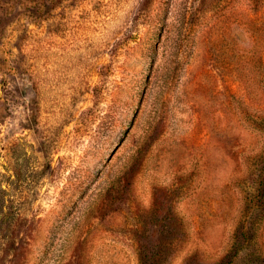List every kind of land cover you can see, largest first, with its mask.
Instances as JSON below:
<instances>
[{
  "label": "rangeland",
  "instance_id": "rangeland-1",
  "mask_svg": "<svg viewBox=\"0 0 264 264\" xmlns=\"http://www.w3.org/2000/svg\"><path fill=\"white\" fill-rule=\"evenodd\" d=\"M0 264H264V0H0Z\"/></svg>",
  "mask_w": 264,
  "mask_h": 264
}]
</instances>
